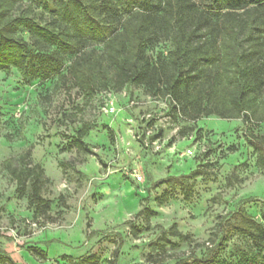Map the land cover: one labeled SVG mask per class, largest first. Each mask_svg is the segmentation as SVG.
<instances>
[{
    "label": "rangeland",
    "instance_id": "374dc122",
    "mask_svg": "<svg viewBox=\"0 0 264 264\" xmlns=\"http://www.w3.org/2000/svg\"><path fill=\"white\" fill-rule=\"evenodd\" d=\"M251 21L244 45L257 52L251 59L264 70V18L244 19ZM152 39L151 60L167 58L168 33ZM68 65L63 78L31 84L16 70L0 73V259L264 264V252L232 230L238 211L264 223V168L248 142L251 135L264 137V106L250 122L215 115L193 120L163 89L147 85L110 87L88 100L74 87ZM84 124L94 155L72 144ZM26 151L48 179L42 196L50 209L38 219L6 169L9 160L18 166ZM195 170L205 174L160 183Z\"/></svg>",
    "mask_w": 264,
    "mask_h": 264
},
{
    "label": "trees",
    "instance_id": "16d2710c",
    "mask_svg": "<svg viewBox=\"0 0 264 264\" xmlns=\"http://www.w3.org/2000/svg\"><path fill=\"white\" fill-rule=\"evenodd\" d=\"M200 4L195 0H0V73L16 70L31 84L63 78L69 63L74 87L88 100L110 87L147 85L163 89L193 120L215 115L250 122L264 106V70L251 59L257 52L244 45L243 36L254 24L244 19L253 14L264 18V0H201ZM160 31L168 33L171 49L167 58L153 62L148 48ZM96 45L104 46L102 53L94 50ZM89 130L84 124L72 144L94 155L85 141ZM248 142L264 168V137L251 135ZM18 161V166L6 162L16 192L28 196L36 219L46 216L50 201L42 196L48 181L43 168L32 163L30 151ZM204 174L195 170L160 183ZM232 230L264 252V223L238 211ZM0 263L13 264L3 259ZM211 263L210 258L175 262Z\"/></svg>",
    "mask_w": 264,
    "mask_h": 264
},
{
    "label": "built area",
    "instance_id": "2783aa9c",
    "mask_svg": "<svg viewBox=\"0 0 264 264\" xmlns=\"http://www.w3.org/2000/svg\"><path fill=\"white\" fill-rule=\"evenodd\" d=\"M135 177H136V179H137L138 181H141V180H142V177H141L140 175L135 174Z\"/></svg>",
    "mask_w": 264,
    "mask_h": 264
}]
</instances>
